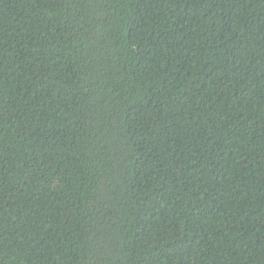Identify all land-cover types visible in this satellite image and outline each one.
I'll use <instances>...</instances> for the list:
<instances>
[{
	"label": "trees",
	"instance_id": "trees-1",
	"mask_svg": "<svg viewBox=\"0 0 264 264\" xmlns=\"http://www.w3.org/2000/svg\"><path fill=\"white\" fill-rule=\"evenodd\" d=\"M0 264H264V0H0Z\"/></svg>",
	"mask_w": 264,
	"mask_h": 264
}]
</instances>
